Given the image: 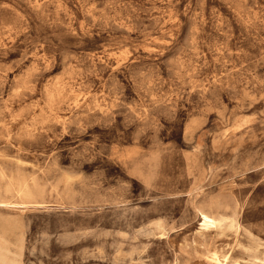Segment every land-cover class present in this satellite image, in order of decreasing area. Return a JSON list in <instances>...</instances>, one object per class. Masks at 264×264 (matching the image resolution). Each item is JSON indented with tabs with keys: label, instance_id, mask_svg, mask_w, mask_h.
Listing matches in <instances>:
<instances>
[{
	"label": "rangeland",
	"instance_id": "obj_1",
	"mask_svg": "<svg viewBox=\"0 0 264 264\" xmlns=\"http://www.w3.org/2000/svg\"><path fill=\"white\" fill-rule=\"evenodd\" d=\"M0 264H264V0H0Z\"/></svg>",
	"mask_w": 264,
	"mask_h": 264
},
{
	"label": "bare ground",
	"instance_id": "obj_2",
	"mask_svg": "<svg viewBox=\"0 0 264 264\" xmlns=\"http://www.w3.org/2000/svg\"><path fill=\"white\" fill-rule=\"evenodd\" d=\"M138 175H139V173H138ZM147 175H148V174H147ZM144 177H145V176H143V179H144ZM140 179H141V178H140ZM144 181H145V180H144ZM201 214H202V219H203V220H202V226H204V227L214 226V225H216V223L218 222V221L216 220V218H214L213 216H211V215H209V214H207V213L202 212ZM199 219H200V218H199ZM211 260L216 261V262H219V263H226L227 260H228V257H227L226 255H224V256H223V259L221 260L219 254H218L217 252H214V253H213V257H212Z\"/></svg>",
	"mask_w": 264,
	"mask_h": 264
}]
</instances>
